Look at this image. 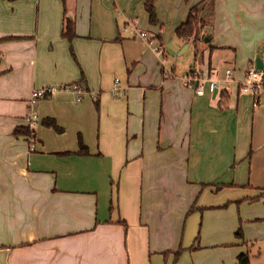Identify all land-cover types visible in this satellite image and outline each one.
Here are the masks:
<instances>
[{
  "label": "crops",
  "instance_id": "0c3cea01",
  "mask_svg": "<svg viewBox=\"0 0 264 264\" xmlns=\"http://www.w3.org/2000/svg\"><path fill=\"white\" fill-rule=\"evenodd\" d=\"M146 1L0 0V264H158L154 254L172 246L158 238L179 234L192 201L180 211L171 192L168 204L178 208L164 210L163 174L209 192L224 184L230 193H264V89L246 93L229 81L243 80L258 56L264 64V2L214 0L203 15L214 8L215 23L201 44L176 29L202 0H154L157 23ZM65 17L74 19L72 41ZM199 49L202 61L191 62ZM191 70L202 81L187 86ZM79 80L82 100L61 89ZM55 83L34 104L33 134L16 135L29 125L34 89ZM45 117L64 130L45 126ZM80 134L89 153L77 152ZM237 249L238 263L246 249Z\"/></svg>",
  "mask_w": 264,
  "mask_h": 264
},
{
  "label": "rangeland",
  "instance_id": "374dc122",
  "mask_svg": "<svg viewBox=\"0 0 264 264\" xmlns=\"http://www.w3.org/2000/svg\"><path fill=\"white\" fill-rule=\"evenodd\" d=\"M264 2V0H262ZM209 6V5H208ZM214 8L211 15H208V24L206 27L211 28L215 23ZM261 32L260 36L264 37V5H261ZM200 43H205L202 35L204 29L200 31ZM158 44L154 45V49ZM156 51V50H155ZM201 52V49H199ZM186 57L199 58L198 62L202 61V52ZM180 56V55H179ZM164 61H167L164 59ZM160 61V65L165 71V76H170L171 71L166 62ZM133 66L131 65V68ZM130 72V71H129ZM82 83L81 80L72 82ZM71 84V83H70ZM69 85V84H68ZM55 86H59L55 83ZM171 174H163L162 180L159 182V191L163 193L165 207L164 210H172L176 212L178 206L176 204H168L171 202V192H177L180 201V211L184 203L190 202L187 211L185 210L179 220V230L174 234V237L161 238L158 240L167 244H174L172 247H164L163 250L155 253L158 255V264H238L235 260L233 251L236 248V254L239 249L237 247L243 246L246 251L249 250L251 264H264V193L260 190L252 191L239 189L236 192L230 193L229 188L220 185H214L213 190L209 192L208 185L195 184L188 181L187 176L181 175L180 178L170 179ZM194 185V187H191ZM224 187V188H223ZM222 188V189H221ZM211 190V189H210ZM199 202L206 200L209 202L208 206H198ZM193 200H195L193 202ZM193 202V203H192ZM200 203V204H201ZM194 204V205H192ZM194 209L190 211L191 207ZM200 210L198 218L193 225V212ZM241 229L243 237L237 240L241 245L235 244L234 238L237 230ZM157 242V239H154ZM153 248L154 243L150 239ZM177 243V245H176ZM190 249H196L190 252ZM180 251V253H178ZM156 258L154 262L157 263ZM197 261V262H196Z\"/></svg>",
  "mask_w": 264,
  "mask_h": 264
},
{
  "label": "trees",
  "instance_id": "16d2710c",
  "mask_svg": "<svg viewBox=\"0 0 264 264\" xmlns=\"http://www.w3.org/2000/svg\"><path fill=\"white\" fill-rule=\"evenodd\" d=\"M213 4H214V0H202L199 3H196L195 5H193L190 8L185 21L177 27L176 29L177 36L182 39H189L192 37L195 39L201 38L200 31L204 29V27L209 22L208 16L203 15V12L204 10L207 9L208 5H210L211 7ZM145 5H146V9L150 16V21L152 23H157L158 16H157V12L155 9L154 0H147ZM75 35L76 33H75L74 19L70 17H65L64 27H63V36L67 37L70 41H72ZM206 36L207 34H205L202 37L205 38ZM42 123L45 126L52 127L55 130L60 131V132L64 130V128L57 123V120L54 117H45L42 119ZM33 132H34V129H32L30 125L17 126L14 131L16 135H19V134L32 135ZM79 145H80V150L77 151L78 153L86 154L90 152L89 147L83 141V137L81 134L79 135ZM193 209H194V206L191 207L190 211H192ZM119 222L124 224L125 227L128 226L127 221L123 218L120 219ZM236 235L238 237H243L242 230L241 229L237 230ZM178 253H180V251H178ZM250 261H251V258H250L249 250L242 252L238 255L239 264H250Z\"/></svg>",
  "mask_w": 264,
  "mask_h": 264
},
{
  "label": "built area",
  "instance_id": "2783aa9c",
  "mask_svg": "<svg viewBox=\"0 0 264 264\" xmlns=\"http://www.w3.org/2000/svg\"><path fill=\"white\" fill-rule=\"evenodd\" d=\"M139 34L140 36H142L143 38H146L150 42L156 39V35H151L144 30H140ZM155 50L158 53H163L164 46L162 44H158L155 47ZM226 73L228 77L232 75L230 69H227ZM183 80H184L185 85L194 86L195 82H201L202 78L199 75L198 71L191 70L184 77ZM229 81L232 83V85L233 83L237 85L240 91L246 92V93L252 92V93H256L257 95L261 90L264 89V68H257L256 66H251L246 70L245 77L243 80L229 79ZM213 85L218 88L219 81L214 79ZM59 88L60 87H57L54 84H49V85H45L43 87L34 89L32 96L30 98L31 106H30V111L28 114L29 125L32 127V129H34V127L36 126L39 120V116L35 112L34 104H36L39 99L54 93ZM61 89H68V90L74 91L77 95L78 100H82L84 97V94L87 92L86 88L81 83H78V82H75L68 86H64ZM203 92H204L203 85H199L197 87V93L203 94Z\"/></svg>",
  "mask_w": 264,
  "mask_h": 264
},
{
  "label": "water",
  "instance_id": "95a60500",
  "mask_svg": "<svg viewBox=\"0 0 264 264\" xmlns=\"http://www.w3.org/2000/svg\"><path fill=\"white\" fill-rule=\"evenodd\" d=\"M205 40L208 41L209 38L206 37ZM256 67H257V68H263V67H264L263 61H262V59H261L260 56L257 57V60H256ZM216 93H217V89L214 90V95H216Z\"/></svg>",
  "mask_w": 264,
  "mask_h": 264
}]
</instances>
